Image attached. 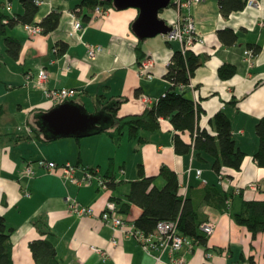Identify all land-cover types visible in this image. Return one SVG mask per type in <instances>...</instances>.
Listing matches in <instances>:
<instances>
[{"label": "crops", "instance_id": "1", "mask_svg": "<svg viewBox=\"0 0 264 264\" xmlns=\"http://www.w3.org/2000/svg\"><path fill=\"white\" fill-rule=\"evenodd\" d=\"M41 1L37 21L52 10H62L56 30L31 35L24 24L9 29V34L23 43L18 59L7 54L4 39H0V210L9 227L15 229L12 235L15 263L35 264L30 242L41 234L33 221L44 216L55 235L52 239L58 256L65 264H170L167 253L158 260L157 251L154 255L147 253L135 238L116 232L99 218L109 199L116 197L121 204L126 201L141 163L149 176H158L163 165L175 170L182 192L194 200L205 222L214 224L215 230L206 245L193 252L183 251L186 264H264V231L254 237L232 216L243 211L244 199L264 197V167L254 158L260 144L256 124L264 116V0H259L258 7H246L228 17L222 15L219 0H201L182 10V17L190 15L195 19L197 33L205 39L191 48L209 55L185 88L204 108L200 125L210 128V119L224 110L231 119L237 145L247 154L241 169H224L221 178L211 168L209 158L208 162L200 163L194 151L185 155L175 151V130L169 119H161V127L147 134L149 141L142 145L126 136L122 145L117 146L105 132L86 141L76 137L44 140L37 121L39 115L55 106H51L35 80L27 81L28 73L36 75L40 69H46L48 87L76 89L72 100L91 113L98 112L97 107L112 97H125L118 115L141 114L169 89L170 82L164 74L172 54L183 49V44L168 41L164 34L143 39L145 58L154 59V77L148 79L140 75L136 51L140 39L132 30L138 9L119 10L105 5L104 15L91 12V19L84 22L86 7L82 14L78 12L80 8L74 9L80 0ZM0 3L11 14L23 11L20 0L18 7L14 0ZM178 14L176 7L170 5L160 12V17L171 24ZM77 19L84 26L78 34L71 35ZM225 28L238 33L235 44L226 45L219 37V31ZM60 41L68 45L65 52H59ZM86 43L101 44L104 50L89 58ZM250 45L261 47L252 66L245 55L246 49H254ZM225 63L237 66L236 74L229 79L219 76V67ZM34 128L40 131V136ZM184 137L190 139L188 134ZM39 158L78 165L79 176L84 169L96 174L90 183L81 185L44 169H37L34 177L25 175L27 160ZM190 168L193 170L189 171ZM196 169H202L200 176ZM111 175L115 177L114 184H109ZM101 177L107 181V187L100 185ZM157 182L161 185L165 181L158 177ZM216 182L233 194L228 211H221L203 199L204 185ZM69 198L93 207L95 214L69 213ZM121 213L132 224L142 209L133 204L129 212ZM114 238L118 240L116 245ZM93 247L106 251L107 257ZM209 251L214 253L212 257H208Z\"/></svg>", "mask_w": 264, "mask_h": 264}, {"label": "trees", "instance_id": "2", "mask_svg": "<svg viewBox=\"0 0 264 264\" xmlns=\"http://www.w3.org/2000/svg\"><path fill=\"white\" fill-rule=\"evenodd\" d=\"M23 11L11 14L0 7V39H4L7 54L18 59L23 48L22 41L9 34V29L19 24H39L44 33H49L58 28L62 10L55 9L46 14L40 21L36 17L40 10L37 0H20ZM248 0H219L220 11L228 17L235 11L244 10ZM99 5H113V2L105 0H80L75 6V11L86 7L83 11V21L91 19V12ZM139 13V10H138ZM219 37L226 45H233L238 39V33L232 28L219 31ZM140 39L136 47L139 64L145 58ZM59 52H65L66 42L57 43ZM259 53L261 47L250 45ZM209 58L208 54L195 52L192 48L176 50L170 59L164 78L170 82L169 89L156 102L148 106L141 114L119 116L121 105L127 100L125 97H112L99 110H104L111 115L114 124L102 131L107 133L113 142L120 146L126 136L136 139L142 145L149 141L147 134L156 132L161 127V119H169L175 130L173 140L175 151L178 154H188L194 151L195 158L200 163L208 162L211 168L224 176V169H241L246 157L236 143L233 135L232 122L224 110L218 111L210 119V128L200 125V118L204 113L202 105L195 101L185 89L195 76L196 71ZM2 61L0 58V65ZM219 76L229 79L237 72V66L233 63H225L219 67ZM100 100V99H99ZM70 101H73L72 99ZM35 131L40 136L37 128ZM101 132V133H102ZM256 132L260 144L254 154L259 166L264 167V116L256 124ZM188 134L189 140L184 135ZM49 141L48 139H44ZM109 184L115 183V177ZM164 179V184L159 185L157 178ZM233 194L216 183H206L203 187V199L211 206L228 211L229 201ZM118 201V198H112ZM126 201L119 205L121 212H129L134 204L142 209L140 216L134 221L135 225L146 232L153 231L160 221H175L179 230L186 235L195 237L203 245L209 241V237L200 229L205 222L194 200L185 195L181 190L177 172L167 165H163L158 176L146 174L143 164L138 165V178L131 181L129 192L125 196ZM122 200V198H119ZM235 221L246 226L256 237L264 231V197L262 199H244L243 211L232 213ZM41 234V237L30 242V249L35 264H65L58 256L57 247L52 239L53 231L49 228L44 216H39L33 221ZM13 227H9L5 214L0 210V264H16L13 259Z\"/></svg>", "mask_w": 264, "mask_h": 264}, {"label": "built area", "instance_id": "3", "mask_svg": "<svg viewBox=\"0 0 264 264\" xmlns=\"http://www.w3.org/2000/svg\"><path fill=\"white\" fill-rule=\"evenodd\" d=\"M201 0H173L174 6L179 12L176 20L169 24L171 30L164 34L168 41H180L183 44V49L191 48L197 43H204L205 39L198 35L195 19L188 16H181L182 10L189 9L193 4L200 2ZM43 1L37 0V3L41 5ZM260 5L259 0H248L246 7H258ZM10 9V6H8ZM95 15L102 16L106 13L105 5H99L94 9ZM84 24L81 20H76L73 26L71 35H76L83 28ZM25 27L31 35L43 33V27L39 24H26ZM87 55L89 58H95L99 53L103 52L104 47L101 44L86 43ZM245 55L250 66L253 65L257 56V52L254 49H246ZM154 66V59L151 57L144 58L139 65L140 75L151 79L154 77L152 68ZM27 81L31 82L35 80L40 85L47 97L51 106L62 104L66 101H70L77 94L74 88H50L47 86L49 79V73L46 69H40L36 75L32 72L26 75ZM37 169H44L48 172L58 174L59 176L70 180L76 184L90 183L95 172L90 169H84L83 175H78L79 166L72 163H57L56 161L49 160L47 158H39L37 160L28 159L24 174L29 177L37 175ZM193 169L190 168L189 171ZM197 175L200 176L202 169H196ZM223 176H220V178ZM222 181V179H221ZM100 185L107 187V181L101 177ZM27 195H30L27 193ZM68 211L72 214L80 216L94 215V208L88 205H84L76 199H68ZM100 220L105 224L111 226L116 232H123L127 235L135 238L143 249L154 255V251L158 252L157 259L160 260L162 255L167 253L169 255L170 264H186L187 259L184 250L193 252L197 247L202 246L203 243L195 237L183 234L175 221H160L156 228L151 232H146L143 229L135 225L130 224L122 215L119 205L113 199H109L101 214ZM202 232L210 237L214 230V224L211 222H203L200 226ZM118 240L113 239V244H117ZM93 250L104 258L107 257V252L101 248L93 247ZM214 253L208 252V257H212Z\"/></svg>", "mask_w": 264, "mask_h": 264}, {"label": "water", "instance_id": "4", "mask_svg": "<svg viewBox=\"0 0 264 264\" xmlns=\"http://www.w3.org/2000/svg\"><path fill=\"white\" fill-rule=\"evenodd\" d=\"M113 2L116 9L136 8L138 16L132 30L139 39L166 34L171 30L160 12L168 8L173 0H105ZM114 124L113 117L104 110L89 112L85 106L66 101L39 115L38 127L48 140L61 137H88L106 130Z\"/></svg>", "mask_w": 264, "mask_h": 264}, {"label": "rangeland", "instance_id": "5", "mask_svg": "<svg viewBox=\"0 0 264 264\" xmlns=\"http://www.w3.org/2000/svg\"><path fill=\"white\" fill-rule=\"evenodd\" d=\"M14 3H15V5L18 7L19 5H20V3H19V0H14ZM171 5H174V2L171 4ZM3 6H5V5H2L1 3H0V7H2L3 8V10H5V11H7L6 10V8L5 7H3ZM16 7V8H17ZM5 8V9H4ZM91 137H93V136H89V137H84V138H81V140L82 139H84V141H86L85 139H90ZM64 139V141L65 140H69V139H71L70 141H74V138H63ZM78 151V150H77ZM90 152V151H89ZM91 153V152H90ZM48 154V153H47ZM66 155L67 154H70L69 152H66L65 153ZM67 163V162H66ZM129 165H132V164H129ZM131 167H129V169H130ZM131 170V169H130ZM132 170H133V166H132ZM123 190V187L120 189V191H122ZM121 193V192H120Z\"/></svg>", "mask_w": 264, "mask_h": 264}]
</instances>
